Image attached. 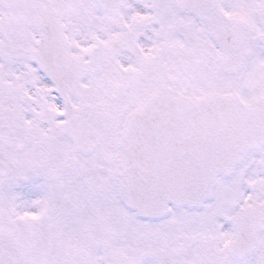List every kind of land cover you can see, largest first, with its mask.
Returning <instances> with one entry per match:
<instances>
[{"label":"snow or ice","instance_id":"snow-or-ice-1","mask_svg":"<svg viewBox=\"0 0 264 264\" xmlns=\"http://www.w3.org/2000/svg\"><path fill=\"white\" fill-rule=\"evenodd\" d=\"M0 264H264V0H0Z\"/></svg>","mask_w":264,"mask_h":264}]
</instances>
